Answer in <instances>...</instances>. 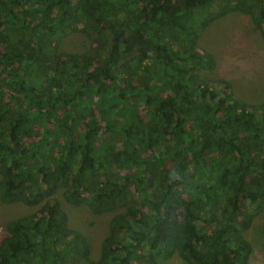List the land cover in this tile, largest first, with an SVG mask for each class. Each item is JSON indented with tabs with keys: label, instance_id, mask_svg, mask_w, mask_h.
<instances>
[{
	"label": "trees",
	"instance_id": "16d2710c",
	"mask_svg": "<svg viewBox=\"0 0 264 264\" xmlns=\"http://www.w3.org/2000/svg\"><path fill=\"white\" fill-rule=\"evenodd\" d=\"M228 13L264 38V0H0V201L31 208L0 264H250L264 103L207 77L198 44ZM60 189L96 214L126 202L96 257Z\"/></svg>",
	"mask_w": 264,
	"mask_h": 264
},
{
	"label": "rangeland",
	"instance_id": "374dc122",
	"mask_svg": "<svg viewBox=\"0 0 264 264\" xmlns=\"http://www.w3.org/2000/svg\"><path fill=\"white\" fill-rule=\"evenodd\" d=\"M83 35H73L62 41L65 51H82L87 47ZM206 54L210 69L207 77H220L231 84L235 95L249 103H264V38L250 17L241 13H228L205 28L198 38ZM62 208L68 216L69 226L81 231L87 238L92 257L99 254L100 243L107 232L111 216L124 211L126 202L120 201L111 211L96 214L82 199H69L63 189L57 193ZM220 206V205H219ZM219 206L216 211L219 213ZM27 205L0 201V239L5 235V223L14 217L30 212ZM242 236L251 244L250 264H264V205L253 208L244 226ZM166 264H186L177 254Z\"/></svg>",
	"mask_w": 264,
	"mask_h": 264
}]
</instances>
